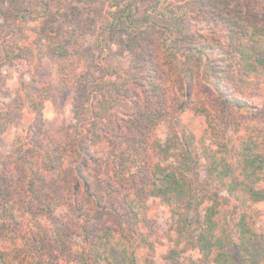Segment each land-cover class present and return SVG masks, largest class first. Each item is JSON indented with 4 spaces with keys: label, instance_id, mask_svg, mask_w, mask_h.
Segmentation results:
<instances>
[{
    "label": "trees",
    "instance_id": "obj_1",
    "mask_svg": "<svg viewBox=\"0 0 264 264\" xmlns=\"http://www.w3.org/2000/svg\"><path fill=\"white\" fill-rule=\"evenodd\" d=\"M104 5L91 40L92 49L99 50L97 63L108 78L119 76V68L105 60L112 55L115 37L126 36L131 45L145 29L154 28L160 31V46L167 53L185 61L191 57L200 61L203 78L212 88L209 95L215 96L219 112L248 114L261 109L259 100L238 96L221 75L240 74L264 86V0H104ZM62 9L61 4L56 9L55 0H0V86L5 66L22 64L36 75L46 55L71 56V48L79 42L71 33L61 36L58 19ZM76 15L78 11L70 7L69 17ZM191 31H205L207 36L195 44H185ZM126 73L131 74L129 70ZM184 77L186 83L179 89L183 97L181 118L165 139L146 142V136L131 138L121 133L124 123L141 122L143 127L157 116L137 110L136 97L143 91L134 89L130 92L135 99L129 97L133 110L116 116L113 127L93 123L85 128L79 119L65 142L48 138L46 142H28L24 136H16L13 147L24 168L18 167L11 175L0 171V217L7 218L8 211L14 220L15 211L22 207L37 228V233L26 237L29 251L37 246L36 234L40 243L45 237L39 220L42 214L51 217L57 206L67 202L81 216L87 199L102 213L110 206L115 215L124 218L119 225L103 226L93 237L84 226L88 248L76 254L77 264H156L146 212L148 201L158 198L173 210L174 257L197 249L200 264H264V229L257 227V205L264 202V129L250 131L237 123L228 136L214 145L207 143L209 131L194 112L185 111L191 82L188 75ZM146 80L149 92L155 86L152 71ZM88 84L89 80L81 82L78 77L72 83L83 89L80 95L87 99ZM91 86L94 96L102 93V77ZM46 91L41 86L30 92L20 76L15 98L0 109V135L14 117L22 119L28 130L32 120L42 116ZM85 103L76 111L85 113ZM148 149L154 153V163L143 161ZM199 165L206 172L205 179L215 185L201 196L191 178ZM6 231L0 227V242L20 237L15 228ZM56 232L57 241L62 242V231L57 228ZM23 257L11 258L0 249V264H45L40 258Z\"/></svg>",
    "mask_w": 264,
    "mask_h": 264
},
{
    "label": "rangeland",
    "instance_id": "obj_2",
    "mask_svg": "<svg viewBox=\"0 0 264 264\" xmlns=\"http://www.w3.org/2000/svg\"><path fill=\"white\" fill-rule=\"evenodd\" d=\"M55 4L56 9L57 4H61L64 8L61 14L65 16L60 15L58 19L61 36L69 37V33H71L72 37L75 36L78 39L79 45L76 48H71V56L67 59L46 55L36 75L27 71L22 64L3 68L0 109L7 108L15 98L20 76L25 78L30 92H37L41 86L48 90L45 92L42 116L33 119L28 130L22 119L14 117L6 131L0 135V171L3 175L13 174L18 170V167L21 170L24 168V165L17 159L13 147L17 135L24 136L28 142H31V139L46 142L47 138L65 142V139L75 132L79 119L85 128L91 127L93 123L97 127L105 125L113 127L116 116L122 117L123 111L133 110L130 103V98L133 96L130 90L133 89L143 91L140 96L136 97L139 102L137 110L147 113V116H152L153 113H156L157 116L146 122L143 127L140 126L141 122L124 123L121 133H126L131 138L146 136V142L156 138L165 139L169 133L173 132L181 118L179 104L183 97L180 95L179 89L186 83L184 82L185 75H188L191 82L188 90L190 103L185 111L194 112L197 120L209 131L207 143L214 145L213 142L223 139L224 135L228 136L237 123L250 131L264 129V86H258L240 74L225 73L221 75L225 76L223 80L229 83L230 89L235 90L238 96L259 100L261 109L248 114L219 112L215 106V96L209 95L212 88L203 78L200 61L195 57L185 61L180 56L167 53L160 46V31L154 28L145 29L140 38L131 45L126 36L115 37L111 43L112 55L105 60L119 68L117 72L119 76L113 75L108 78L97 63L99 50L92 49L93 39L91 40L94 24L100 20L105 7L104 0H55ZM72 6L75 7V12L78 11V15L69 17V8ZM191 32L185 39V44H195V40L199 41L207 36L205 31ZM126 70L131 72L130 76L126 75ZM151 71L155 79V86L148 92L149 84L146 76ZM132 74L137 78H133ZM76 77L81 82L90 81L85 92V96H89L88 99L81 97L83 89L72 85ZM98 77H102V93H99L101 96L99 94L94 96L91 93V84L95 83ZM64 79L67 82H64ZM122 84L124 86H121ZM124 94L127 97H124ZM83 101H86L85 113L76 111ZM24 110L28 111L27 104ZM114 131L118 132L117 129ZM131 146L134 148V145ZM124 149L126 147L121 150ZM155 160L154 153L148 149L143 156V161L150 164ZM200 166L193 173L191 172V178L197 188L196 193L201 196L215 189V185L205 179L206 172ZM115 188L122 190L119 185H115ZM118 195L120 196V194ZM257 207L260 210L257 227L261 231L264 229V202L258 203ZM21 208L15 211L14 220L12 213L10 217L8 211L7 218L0 217V227L7 228L6 234L10 228H15L20 234V237H17L18 240L14 242L10 238L3 239L0 242V249L9 252L11 258L17 260L22 256H25L23 258L27 260L40 258V261L45 264H77L76 254L86 251L88 248L86 238L83 237L84 226L89 229V237H93L103 226L119 225L121 218H124V216L115 215L110 206L102 213L87 202V199H84V211L79 216L74 207L65 202L57 206L51 217L47 214H42L39 217L40 227L45 237L40 243V238L36 234L37 246H32L29 251L30 246L25 244L26 237L31 232L37 233V228L29 221L27 213H23ZM202 210L203 207H201V212ZM0 216H3V213ZM146 217L152 227L156 264H191V261L200 264L201 253L197 249L186 250L176 257L171 253L175 240V220L171 206L164 204L158 198H151L148 201ZM57 228L62 231V242L57 241Z\"/></svg>",
    "mask_w": 264,
    "mask_h": 264
}]
</instances>
